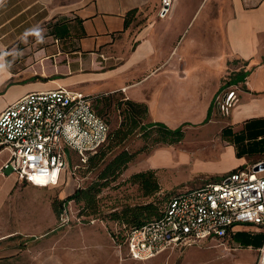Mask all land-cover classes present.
<instances>
[{"label":"crops","instance_id":"1","mask_svg":"<svg viewBox=\"0 0 264 264\" xmlns=\"http://www.w3.org/2000/svg\"><path fill=\"white\" fill-rule=\"evenodd\" d=\"M161 6L162 0H0V115L31 92L65 88L64 79L124 75L116 89L96 96L123 92L147 105L149 122L175 129L215 124L221 158L234 160L221 175L252 170L264 161V0H173L163 19ZM50 22L58 23L61 40L48 36L44 48L15 50ZM18 52L27 54L24 67L12 62ZM166 152L156 149L145 168L166 169L154 162ZM9 157L0 148V218H9L18 186L41 188L2 171ZM188 248L182 264H264V226L238 224L225 238Z\"/></svg>","mask_w":264,"mask_h":264},{"label":"rangeland","instance_id":"2","mask_svg":"<svg viewBox=\"0 0 264 264\" xmlns=\"http://www.w3.org/2000/svg\"><path fill=\"white\" fill-rule=\"evenodd\" d=\"M135 22L144 25L143 20L136 19ZM48 34V30H36L18 43L15 50L44 48L49 42L46 40ZM41 39L44 42L34 48V41ZM26 55L18 52L12 62L18 63L17 67H24ZM106 76L102 73L83 74L75 81L62 79V83L67 89L92 97L96 110L115 131L124 120L122 111L125 106L122 104L118 109L117 102L128 99L123 92H118L111 101L96 95L116 89L125 77L119 74ZM227 81L229 79L224 82ZM42 82L47 84L48 80ZM29 83L15 84L11 88ZM207 123H183L178 128H182L184 138L172 145L162 146L155 144V134L147 137L145 131L138 128L122 147L114 149L97 167L81 163L76 153L67 150L70 170L58 187L32 184L41 188L22 185L14 190L9 218H0V264H182L188 256V247L169 251L149 261L132 260L125 245L120 244L125 235L123 215L125 210L138 206H152L153 210L161 213L173 195L222 181L226 177L221 174L234 164V160L229 156L221 158L220 141L216 137L218 127ZM164 147L167 148L166 154L154 161L166 168L155 171L160 190L148 194L143 183L133 177L151 170L145 168L147 157ZM124 150L133 156L131 162L116 177H111L108 182L101 181L99 177L103 169ZM76 165L79 167L74 172ZM94 185H97V190L100 189L95 196L97 210L87 207L81 199L67 201L78 190H88ZM114 213L121 218L114 219Z\"/></svg>","mask_w":264,"mask_h":264},{"label":"built area","instance_id":"3","mask_svg":"<svg viewBox=\"0 0 264 264\" xmlns=\"http://www.w3.org/2000/svg\"><path fill=\"white\" fill-rule=\"evenodd\" d=\"M172 5L173 0H162L160 18ZM227 99L224 104L230 105ZM110 132L92 97L61 87L31 92L0 115V148L10 153L2 171L15 174L20 182L58 186L70 170L67 150L84 164L108 142ZM263 164L173 195L160 218L129 234V257L145 261L172 247L222 238L238 224L264 226V174L259 175L264 169L257 170Z\"/></svg>","mask_w":264,"mask_h":264},{"label":"trees","instance_id":"4","mask_svg":"<svg viewBox=\"0 0 264 264\" xmlns=\"http://www.w3.org/2000/svg\"><path fill=\"white\" fill-rule=\"evenodd\" d=\"M136 12L137 10H133L128 14L127 16L128 19L126 18V26L130 22L129 15L135 14ZM46 29L49 32L48 36H54L58 40H61L64 37L62 36L61 31L58 29V23H55L53 25L50 22L46 26ZM117 95L118 93H114L111 94V96L109 95L100 96L97 98L107 97L106 101L107 100L111 101V99ZM122 104L125 105L122 111V116H124L123 122L115 131H112L111 128L108 142L99 149L97 154L90 156L88 161L84 164L87 163L90 165L94 164L95 167L101 166V164H103L106 161L108 154L112 153L114 149L122 147L138 128H140V130L145 131L146 133L145 135L147 137L150 136L151 134H155L156 136L154 142L157 146L172 145L174 143L180 142L184 138V132L181 127L177 129H171L165 124L160 122L157 123L147 122L148 120L147 105L143 103H137L131 100H125V101L119 100L117 102V108L120 109ZM211 110L212 108H210L209 110L208 119L211 116ZM132 158L133 156L125 150L117 154L103 169L99 177L100 180L104 182H108V180L111 177H116L118 174L121 173L123 168H125L127 164L131 162ZM237 171H239V169H236L232 172H237ZM133 179L135 181L143 183L144 188L146 189L148 194L153 192H158L160 190V183L155 175L154 170L138 173L134 175ZM97 185L105 186L106 184H97ZM97 185L90 187L88 190H78L67 201H71L74 199H81L86 203L87 207L94 208L95 210H97V203L95 200V196L97 192L100 191V189L97 190ZM165 208L161 211V213H159L156 210H153L152 206H148V207L138 206L136 209L125 210L123 215V218L125 219L123 221L125 235H123V238L121 239L120 242L121 246L126 245L129 234L133 230L141 228L142 226H144L153 219L160 218L163 215ZM112 215H114V219L116 220L118 218L119 219L121 218V216H118L115 213ZM230 232L231 231H229V233L225 237H227L230 234ZM116 237L119 240V237L117 235Z\"/></svg>","mask_w":264,"mask_h":264},{"label":"water","instance_id":"5","mask_svg":"<svg viewBox=\"0 0 264 264\" xmlns=\"http://www.w3.org/2000/svg\"><path fill=\"white\" fill-rule=\"evenodd\" d=\"M262 169H264V164L257 170H262Z\"/></svg>","mask_w":264,"mask_h":264}]
</instances>
